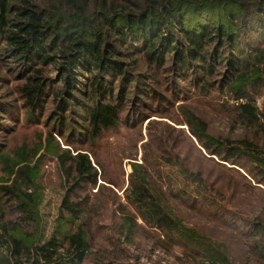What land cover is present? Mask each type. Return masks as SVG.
<instances>
[{"label":"trees","instance_id":"trees-1","mask_svg":"<svg viewBox=\"0 0 264 264\" xmlns=\"http://www.w3.org/2000/svg\"><path fill=\"white\" fill-rule=\"evenodd\" d=\"M0 87L21 101L20 126L32 123L34 135L30 146L11 154L0 148V264H131L123 245L135 242L137 218L149 229L142 237L164 251L178 249L190 264H264V201L242 217L246 230L240 231L229 220L228 212H236L222 205L225 182L192 169L173 144L174 132L182 133L203 158L242 163L249 185L264 187V139L256 133L218 138L186 105L191 96L220 93L229 118L264 134V106L256 103L264 93V0H0ZM157 88L180 95L175 112L184 127L166 124L150 134L165 138L156 147L163 152L143 172L130 164L124 196L137 217L118 203L107 232L93 221L99 214L92 202L105 194L100 184L97 193L87 191L98 176L83 145L116 127L123 112L139 116L138 104L165 105L168 98ZM12 104L0 101L1 133L9 127L4 119L19 124ZM44 156L55 159L63 183H70L48 235L38 209L37 160ZM148 169L157 188L147 181ZM177 201L191 209L204 205V213L242 234V262L224 232L214 238L185 224ZM93 227L104 230L102 238L91 237Z\"/></svg>","mask_w":264,"mask_h":264},{"label":"rangeland","instance_id":"rangeland-1","mask_svg":"<svg viewBox=\"0 0 264 264\" xmlns=\"http://www.w3.org/2000/svg\"><path fill=\"white\" fill-rule=\"evenodd\" d=\"M165 79L162 78V83H167L171 77L168 76ZM177 84L178 86L181 85V83ZM157 90L161 91L168 98V102L164 103L165 105L160 107L151 101H146L143 105L138 104L135 107V111L139 113V116H133V114H128L127 112L125 114L123 112L116 127L103 132L90 146L83 145L84 151L88 153L91 161L96 163L94 166L98 176L96 185L87 187V191L92 195L97 189V185L100 184L103 186V193L105 194L104 196L98 195V200L92 202L97 208V214H99L97 220L94 218L93 221L105 224L103 226L106 227L107 232V224L113 220L116 221L118 218V213L115 211L118 203L124 205L125 210L132 216L135 215L137 217L136 211L126 203L124 196L129 186L130 164H139L141 166L140 170L143 172L147 166H152L155 162L152 156L163 152L161 151L159 153L156 147L157 145L160 146L165 138L163 136L156 138L150 137V134L164 131L167 129L166 124L173 126L175 129L181 127V118L175 112L174 103L175 98L180 99V95L175 94V98H173L170 97L169 93L163 92L162 88H157ZM176 93H179V90ZM17 98L16 94H12V90H7L6 87H0V101L13 103L14 108L11 112L19 119V124L17 125L4 119V122L9 127L4 133L0 132V148H4L9 154L18 145L26 144L30 146L34 141L32 123L27 124V127L20 126L23 120L22 115L24 109L22 108L21 101ZM225 99L226 97L222 94L213 92L209 97L191 96L186 101V105L194 109V111L208 122L209 132L218 138H239L245 133H249L250 135L256 133L264 139V134L259 129H254V131L245 130L242 123L237 122L234 117L229 118L225 114L220 108V105L225 102ZM228 101H230L229 104H233V99L229 98ZM256 103L260 108H263L264 93L257 98ZM46 113L47 111H45L44 115ZM44 115L42 121L44 120ZM183 130L185 131V128ZM173 135L175 136L173 144L177 146L178 158L187 156L192 169L195 171L201 169L212 176L217 175V179L225 182V188L228 193L226 197L223 196L225 201L223 200L222 205L236 212L235 214L228 212L229 220H234L236 225H239V230L244 232L246 227L243 225L245 221H243L242 217H247L251 213V209L256 210L262 206L264 193L261 189L264 190V187L257 183H253L252 186L249 185V177L245 173L246 169L244 164L237 163L236 165L229 162L226 163L214 157L212 159L203 158L199 154V151L195 149V146L197 147L195 142L194 147L191 146V148H188V144L184 141V135L182 133L177 134L174 132ZM169 142L165 144L168 149ZM166 155L170 156L171 153L167 151ZM162 156H158L157 159H162ZM37 162L40 169V177L38 180L41 194V202L38 206L41 218L40 225L44 235H48L52 221L58 212L64 190L70 183H63V178L53 157L44 156L37 160ZM167 167L162 166V169L165 170ZM149 171L150 178L147 181L153 187L157 188L158 182L156 180L158 178L151 170ZM163 174L164 171L161 170V179ZM166 182L161 181L163 186L166 185ZM182 187L186 188V186ZM226 200L229 201L227 202ZM178 202H175L176 213L185 224L188 223L189 226H194L198 231L214 238L224 232V239L230 247L231 253L240 259L239 262H242L244 255L241 247H243V243L245 242L242 234L240 235L225 228L224 225L220 224L219 221L221 220L216 216H209L207 213H204L202 211L204 205L191 209ZM136 222L134 227L135 242L130 245H123L133 256L126 260L127 263L133 264L135 261L134 257H137L136 261L139 264H190L178 249L173 248L169 249V251H164L162 248L151 244L152 241L149 238L141 236L149 229L146 230L147 227L138 218ZM91 232V237L96 239L98 238L96 235L100 238L103 237L104 230L93 227Z\"/></svg>","mask_w":264,"mask_h":264},{"label":"water","instance_id":"water-1","mask_svg":"<svg viewBox=\"0 0 264 264\" xmlns=\"http://www.w3.org/2000/svg\"><path fill=\"white\" fill-rule=\"evenodd\" d=\"M181 127H184V126H181Z\"/></svg>","mask_w":264,"mask_h":264}]
</instances>
